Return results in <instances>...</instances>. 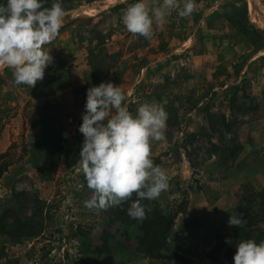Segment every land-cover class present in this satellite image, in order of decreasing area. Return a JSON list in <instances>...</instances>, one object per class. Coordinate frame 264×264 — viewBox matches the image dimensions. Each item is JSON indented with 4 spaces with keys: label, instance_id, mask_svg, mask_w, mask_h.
I'll return each mask as SVG.
<instances>
[{
    "label": "rangeland",
    "instance_id": "1",
    "mask_svg": "<svg viewBox=\"0 0 264 264\" xmlns=\"http://www.w3.org/2000/svg\"><path fill=\"white\" fill-rule=\"evenodd\" d=\"M135 2L62 0L65 23L44 46L53 63L34 88L15 85L13 70L0 67V209L8 204L38 230L16 243L0 236L1 264H225V248L212 252L231 240L230 216L264 187V49L256 52L226 14L264 32V0L213 1L208 18L154 21L150 38L121 22ZM102 82L121 87L133 115L146 102L168 114L166 141L151 142L150 158L169 176L156 199L161 212L182 217L164 259L146 257L140 233L120 226L113 210L85 207L92 191L78 165V129L87 89ZM203 202L213 212L202 214ZM190 203L203 208L187 214Z\"/></svg>",
    "mask_w": 264,
    "mask_h": 264
},
{
    "label": "clouds",
    "instance_id": "2",
    "mask_svg": "<svg viewBox=\"0 0 264 264\" xmlns=\"http://www.w3.org/2000/svg\"><path fill=\"white\" fill-rule=\"evenodd\" d=\"M46 0H0V67L12 69L15 85L34 88L43 81L45 69L53 63L46 50L65 23L67 12L62 0L45 7ZM194 0H162L149 9L144 0L129 5L121 18L126 30L150 38L154 21L162 23L176 12L188 17L195 11ZM78 131L83 135L78 165L83 180L92 191L85 201L89 209L127 208L129 218L146 219L142 200H156L169 189V176L151 157V142L166 141L168 114L157 103L141 104L133 115L120 86L102 82L86 91V103ZM246 221L230 216L229 227H242ZM231 244L230 239L225 241ZM234 264H264V241L252 239L236 244Z\"/></svg>",
    "mask_w": 264,
    "mask_h": 264
},
{
    "label": "trees",
    "instance_id": "3",
    "mask_svg": "<svg viewBox=\"0 0 264 264\" xmlns=\"http://www.w3.org/2000/svg\"><path fill=\"white\" fill-rule=\"evenodd\" d=\"M235 14V15H234ZM230 15L228 23L237 30L253 47L256 52L264 49L261 37L264 36L263 30L256 27L249 19L239 13H227ZM73 20H69L71 23ZM260 38V39H258ZM260 40V41H259ZM259 42L257 45H255ZM255 45V46H254ZM1 158V157H0ZM7 171L6 165H0V179ZM136 199L135 194L128 202L120 207H110L116 222L128 229H135L140 233V246L143 254L151 259H164L161 253L167 245V237L172 229L176 215L164 214L160 210V205L156 200H142L141 204L146 206V219L142 222L133 220L127 215V208ZM8 205V204H7ZM0 209V236L8 238L11 242L16 243L23 239L35 238L38 235L37 226L32 224L30 219H22L17 210L11 207ZM238 218L240 216L246 221L242 227L234 229L231 238L232 243L224 242L217 245L212 253L221 252L226 249L224 258L225 264H234L233 257L236 252V244L242 240L252 239L260 243L264 238V187L258 192H252L243 197V203L237 208ZM34 218V214L32 215ZM5 256H0V259ZM179 261L182 260L178 255L175 256Z\"/></svg>",
    "mask_w": 264,
    "mask_h": 264
},
{
    "label": "crops",
    "instance_id": "4",
    "mask_svg": "<svg viewBox=\"0 0 264 264\" xmlns=\"http://www.w3.org/2000/svg\"><path fill=\"white\" fill-rule=\"evenodd\" d=\"M211 7H213V9H210ZM216 7H215V5H213V3H210L206 8H204L203 10H201L200 12H198V13H195V14H193V17L194 18H196V19H199V18H203V19H205L204 17H206V18H208V16H210V14H212V12H214L213 10L215 9ZM202 16V17H201ZM204 16V17H203ZM195 19V20H196ZM192 20H193V18H192ZM216 40L215 39H211L210 41H205V43H204V45H205V47L206 48H209V49H211V48H213L215 45V42ZM218 201H220V200H218ZM205 204V205H204ZM203 205L205 206V209L206 210H204V212H202V214H205L206 213V211H208V213H211V212H213L212 211V207H213V204H211V203H204L203 202ZM203 205H202V203H201V207L203 208ZM207 205V206H206ZM194 208V210H198L199 208H201L200 206H199V204L198 203H190V208H189V211L187 210V214H188V212L190 213V210H192L191 208L192 207ZM182 217V215L181 214H179L178 216H177V218H175V225H174V228L176 227V223H178V221L179 220H181L180 218ZM201 229H195V228H191L190 230H188L189 232H195V231H200ZM1 261L2 260H0V264H1Z\"/></svg>",
    "mask_w": 264,
    "mask_h": 264
},
{
    "label": "built area",
    "instance_id": "5",
    "mask_svg": "<svg viewBox=\"0 0 264 264\" xmlns=\"http://www.w3.org/2000/svg\"><path fill=\"white\" fill-rule=\"evenodd\" d=\"M213 1H217V0H194V3L196 5L195 11L192 14L198 13L201 10H203L204 8H206L210 3H212ZM171 16L177 18L178 15L176 12H173L171 14Z\"/></svg>",
    "mask_w": 264,
    "mask_h": 264
}]
</instances>
